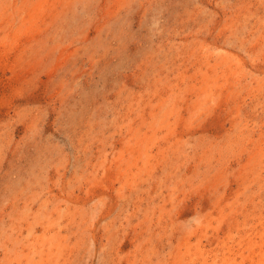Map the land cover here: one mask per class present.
<instances>
[{
  "label": "rangeland",
  "instance_id": "1",
  "mask_svg": "<svg viewBox=\"0 0 264 264\" xmlns=\"http://www.w3.org/2000/svg\"><path fill=\"white\" fill-rule=\"evenodd\" d=\"M0 264H264V0H0Z\"/></svg>",
  "mask_w": 264,
  "mask_h": 264
}]
</instances>
